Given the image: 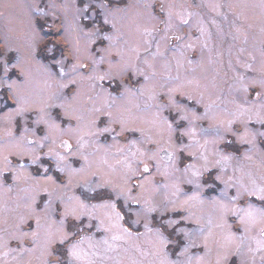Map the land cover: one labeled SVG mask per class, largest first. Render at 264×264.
<instances>
[{"label": "rangeland", "instance_id": "obj_1", "mask_svg": "<svg viewBox=\"0 0 264 264\" xmlns=\"http://www.w3.org/2000/svg\"><path fill=\"white\" fill-rule=\"evenodd\" d=\"M262 230L264 0H0V264H264Z\"/></svg>", "mask_w": 264, "mask_h": 264}, {"label": "snow or ice", "instance_id": "obj_2", "mask_svg": "<svg viewBox=\"0 0 264 264\" xmlns=\"http://www.w3.org/2000/svg\"><path fill=\"white\" fill-rule=\"evenodd\" d=\"M112 207L114 208V207H115V205H112ZM117 215H119V214L117 213ZM249 215H251V213H249ZM262 234H264V230H262ZM73 255H76V253H75V252H73ZM262 259H264V258H262Z\"/></svg>", "mask_w": 264, "mask_h": 264}]
</instances>
